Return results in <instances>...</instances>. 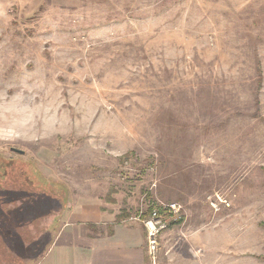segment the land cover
Instances as JSON below:
<instances>
[{
	"label": "rangeland",
	"instance_id": "rangeland-1",
	"mask_svg": "<svg viewBox=\"0 0 264 264\" xmlns=\"http://www.w3.org/2000/svg\"><path fill=\"white\" fill-rule=\"evenodd\" d=\"M3 188L0 264L173 202L150 264H264V0H0Z\"/></svg>",
	"mask_w": 264,
	"mask_h": 264
},
{
	"label": "crops",
	"instance_id": "crops-1",
	"mask_svg": "<svg viewBox=\"0 0 264 264\" xmlns=\"http://www.w3.org/2000/svg\"><path fill=\"white\" fill-rule=\"evenodd\" d=\"M104 218L103 213L87 207L70 211L68 220L33 264H150L145 227L120 222L98 233L88 227Z\"/></svg>",
	"mask_w": 264,
	"mask_h": 264
},
{
	"label": "built area",
	"instance_id": "built-area-1",
	"mask_svg": "<svg viewBox=\"0 0 264 264\" xmlns=\"http://www.w3.org/2000/svg\"><path fill=\"white\" fill-rule=\"evenodd\" d=\"M159 209H154L151 213L150 218L144 221V227L147 232V241H148V252L152 255V259L155 260V253L158 248L159 236L162 230L167 228L169 219L166 216L175 214L174 219L179 220L180 211L182 206L176 202L162 206ZM181 219V218H180Z\"/></svg>",
	"mask_w": 264,
	"mask_h": 264
},
{
	"label": "clouds",
	"instance_id": "clouds-1",
	"mask_svg": "<svg viewBox=\"0 0 264 264\" xmlns=\"http://www.w3.org/2000/svg\"><path fill=\"white\" fill-rule=\"evenodd\" d=\"M30 118L23 120H18L11 127L6 128L3 131V136L5 139L15 138V137H25L29 139H35V133L31 137L28 136V131H30Z\"/></svg>",
	"mask_w": 264,
	"mask_h": 264
},
{
	"label": "trees",
	"instance_id": "trees-1",
	"mask_svg": "<svg viewBox=\"0 0 264 264\" xmlns=\"http://www.w3.org/2000/svg\"><path fill=\"white\" fill-rule=\"evenodd\" d=\"M20 182L22 181V180H19ZM21 190H25V191H30V190H27V189H21ZM0 192L2 193V195H7L6 194V192H7V190H6V188H3L2 190H0ZM154 207L155 206H150L149 208H148V211H146V212H144V214L146 215V214H149L150 212H152V210L154 209ZM182 222V220H179L178 222H174V223H181ZM88 227L90 228V229H94V224H88Z\"/></svg>",
	"mask_w": 264,
	"mask_h": 264
},
{
	"label": "water",
	"instance_id": "water-1",
	"mask_svg": "<svg viewBox=\"0 0 264 264\" xmlns=\"http://www.w3.org/2000/svg\"><path fill=\"white\" fill-rule=\"evenodd\" d=\"M14 150H16V151H18V152H20V153H24V151L19 150V149H16V148H14Z\"/></svg>",
	"mask_w": 264,
	"mask_h": 264
}]
</instances>
